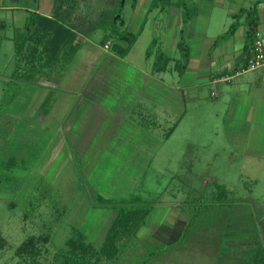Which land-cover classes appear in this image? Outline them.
<instances>
[{"label": "rangeland", "instance_id": "rangeland-1", "mask_svg": "<svg viewBox=\"0 0 264 264\" xmlns=\"http://www.w3.org/2000/svg\"><path fill=\"white\" fill-rule=\"evenodd\" d=\"M48 2L0 0L6 25L0 37V264H56L53 255L77 233L91 247V264H109L95 262L96 252L116 211L135 196L152 210L129 242L119 240L113 264H255L258 247L264 258V102L244 83H228L225 93L218 85L216 100L207 94L188 99L169 86H181L177 73L150 72L157 50L175 58L170 67L181 60L174 46L180 40L188 48L189 82L194 60L231 22L229 2L222 8L217 0L187 2L194 15L182 34L174 20L178 9L154 17L134 11L136 0H124L116 28L137 35L128 55L118 57L112 41L103 49L97 30L80 38L57 84L41 85L12 74L9 38L12 27L21 28L29 12L44 13ZM8 4L14 9L1 8ZM216 185L225 200L216 199Z\"/></svg>", "mask_w": 264, "mask_h": 264}, {"label": "trees", "instance_id": "trees-1", "mask_svg": "<svg viewBox=\"0 0 264 264\" xmlns=\"http://www.w3.org/2000/svg\"><path fill=\"white\" fill-rule=\"evenodd\" d=\"M10 1L16 2L18 0ZM189 1L149 0L147 11H152L153 9L161 10L167 7L178 9V22L181 26L179 33L183 34L182 28L187 24L192 15H194L193 8L190 9L187 7L186 3ZM123 3L124 0L122 3L121 0H49L47 5L48 16H42L36 11L29 12L24 19L21 29L13 33L11 38L13 52L19 55L24 50L26 43H30L28 45L37 52H34L32 59L36 55L44 64L49 65V69L54 67L57 69L58 66L62 70L63 65L61 63H66L71 60V57L78 48L80 38L97 30H101L103 32V40L101 41L102 48L104 49V46L108 48V42L112 41L109 43L111 50L118 57L123 58L137 38L136 34L116 28L117 24L122 25L120 9ZM253 11L254 5H252L247 13ZM241 13L239 11L233 15V22L223 34L217 37L218 40H215L212 46L218 41L229 38L233 34L237 27L236 20ZM249 22L250 20L248 24ZM253 28L254 25L249 28L251 32L247 34L251 43L254 37ZM137 31V33L141 32V28ZM176 46L180 49L181 60L174 61L172 69L180 75L183 73L188 62L189 53L187 46L180 40L176 43ZM146 53L149 56V52L146 51ZM169 61V57L157 50L151 71L160 73L168 70ZM247 62L248 56L242 67L237 70L239 72L245 71ZM171 131V127L167 129L165 133L166 138ZM10 159L13 161V158ZM215 188L218 189L216 199L219 200L222 198V200H225V190L220 185H216ZM151 210L152 206L150 202H142L136 196L128 200L127 203H123V207L116 211L96 252L97 256L94 261L98 262L103 259L109 261V264H113V261L119 255L121 247L123 246L122 243L118 245L119 240L123 239L124 242H129L135 235L136 229L142 227ZM186 229L187 225L181 232H184ZM28 239L31 240L30 238ZM84 239V235L81 233H77L74 238H68L65 241L66 249L58 250L53 255V261L56 264H91L87 258L89 255L92 256L91 247L84 243ZM26 244L27 242L24 243V245ZM2 247L3 241L0 237V250ZM257 252L256 256L253 257L255 264L264 261V258L260 255L262 254L261 247H258Z\"/></svg>", "mask_w": 264, "mask_h": 264}, {"label": "crops", "instance_id": "crops-1", "mask_svg": "<svg viewBox=\"0 0 264 264\" xmlns=\"http://www.w3.org/2000/svg\"><path fill=\"white\" fill-rule=\"evenodd\" d=\"M136 1H137V4H139V6L136 5V8L134 9V11H137V8H140L141 10H144V9L147 10V5H148L149 0H136ZM245 1L246 0H242L241 3H235L234 0H217L216 5H219V7L221 6V8L224 6L225 3L229 2V4L226 6L225 9L227 10V15H226L227 18L231 20V22L228 23L227 26H224V28L226 27V29L220 31V33H218L217 35H220L223 32H225L227 30L228 26L233 22V18H232L233 15H235L239 11H241L242 13L240 14V16L236 20V24H237L236 26L237 27L234 30L233 34L229 38H226V39L222 40L221 42H219L218 44L213 45V46H212V43L207 45L208 48L206 49V51L204 53L205 56H201L198 58V60H194L195 67L192 70L193 72H191V74H190L193 77L190 78L189 82H186L187 79L184 78V75L188 74V72L185 71L186 68L184 69L182 74H180V75L177 74L178 78H177L176 82L178 81V83H179L178 85H181V86L176 88L172 85H169L173 90H176V91L179 90L181 92L180 94H182V92H185V94H187L188 99L189 98H191V99L201 98L202 99V98L206 97V94H207L208 98L216 100L219 95H218V91L215 88L219 89V87H217L218 85H220V87H221L220 91L225 93L228 90V87H226L227 88L226 89L225 85H227L228 83L229 84L234 83V85L244 83V84H246V86H248V89L250 90V93H251V95H250L251 97H253L255 100H260V103L264 102V72L261 70L239 72L237 70V69L242 67V65L244 64V62L246 60V57L249 55V48H250L251 42L249 41L247 34L251 32V30L249 28L252 25H254L253 33L258 32L260 34V37L262 38L263 43H264V0H253L252 2L247 0L248 1L247 5L244 4ZM140 2H143V3H140ZM141 5H143V8L141 7ZM252 5H254V11L247 13V11L250 10ZM13 7H14L13 5L8 4L5 6H2L1 8L2 9H11ZM170 8H172V9H170L171 11L175 10V8H173V7H170ZM167 9H169V8H167ZM41 10H43L45 12L44 13L39 12L37 9L35 11L42 16H48L47 6L41 7ZM152 11H153V16L155 17V15L158 14V12L160 10L153 9ZM174 12L175 13L177 12L176 13L177 17L174 16V20H176V22H177L176 24H179V22H178L179 10H175ZM249 20H250V22L248 24ZM22 25H23V23H22ZM5 26H6L5 22L0 21V34H1L0 37L1 38L5 37V35H3V33H2ZM187 28H188V26H187ZM20 29L21 28H18L15 26L12 27L11 36L9 38V40L11 41V44H12L11 38L13 36V33L16 30H20ZM171 32H172V30H171ZM185 32L188 33V29H186ZM217 35H216V37H217ZM236 35H237L236 46H234L233 40H234ZM170 36L171 37L166 42L169 45H171V43L174 40V34L171 33ZM175 36H177V34ZM188 38H189V36L187 37V39ZM28 44H30V43H26L24 50L21 51L19 53V55L14 54L13 46H12V59L14 61L12 74L13 75L14 74H16V75H21V74L29 75L31 79H35V81H41L40 82L41 85L53 83V82H55L57 84L58 80L55 78V76L62 73L65 70L66 65L72 61V59H73V57L77 51V50L75 51V53L71 57L70 61H68L66 63H64V62L61 63V65H63L62 70L58 66H57V69L52 68L53 69L52 70V69H49L48 64H44L41 59L36 57V55L32 59V55L36 51H35V49H32V47H30ZM174 46L176 47V39L174 41ZM130 49H129V51H130ZM129 51H128V53H129ZM128 53L126 54V56L128 55ZM126 56H124V57H126ZM34 58H36V59H34ZM173 59H175V58L170 57V61L168 63V70H166L164 72L157 73V72L151 71V69H150L151 75L158 76L162 73H165V74L168 73L171 75L172 72L174 73L175 71L172 69V67L169 66ZM188 62H189V57H188ZM188 62H187V64H188ZM187 71H188V69H187ZM157 79H158V77H157ZM160 80L161 79H158V82L161 83ZM181 81H182V84H181ZM204 90L205 91L209 90V91H208V93H206ZM131 107H139V106L133 104ZM131 111L132 110H128V114L132 113ZM142 114H143V112H142ZM142 114H139V115H142ZM145 115H147V114L145 113L142 116L144 118L148 117ZM183 115H184V110L172 122V125L170 126L172 128V131L169 133V136L176 129V127H177L178 123L180 122L181 118L183 117ZM142 116H140V118H143ZM158 116L159 115L156 114V117H158ZM170 117L171 116H167V117L164 116V117H161V120L165 123H168V122L170 123V120H171ZM39 118H44V116L39 115ZM152 123H156V125H155L156 129H161V127L159 125H157L158 121L156 118L152 119ZM170 127H169V129H170ZM166 131L167 130H165V133H166ZM164 138H166V137H164Z\"/></svg>", "mask_w": 264, "mask_h": 264}, {"label": "built area", "instance_id": "built-area-1", "mask_svg": "<svg viewBox=\"0 0 264 264\" xmlns=\"http://www.w3.org/2000/svg\"><path fill=\"white\" fill-rule=\"evenodd\" d=\"M107 47L104 46V49ZM261 70L264 72V43L258 32L254 33L245 71Z\"/></svg>", "mask_w": 264, "mask_h": 264}, {"label": "water", "instance_id": "water-1", "mask_svg": "<svg viewBox=\"0 0 264 264\" xmlns=\"http://www.w3.org/2000/svg\"><path fill=\"white\" fill-rule=\"evenodd\" d=\"M123 2V0H121V3Z\"/></svg>", "mask_w": 264, "mask_h": 264}]
</instances>
